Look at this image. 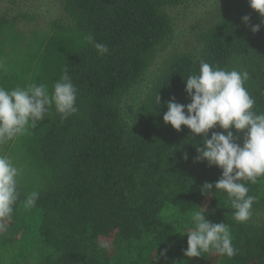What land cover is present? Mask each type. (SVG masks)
I'll return each mask as SVG.
<instances>
[{"label": "trees", "instance_id": "trees-1", "mask_svg": "<svg viewBox=\"0 0 264 264\" xmlns=\"http://www.w3.org/2000/svg\"><path fill=\"white\" fill-rule=\"evenodd\" d=\"M60 1L70 20L29 37L17 17L0 11V86L43 83L51 93L67 70L79 109L62 119L53 104L44 120L13 140L19 198L11 218H0L9 226V234L0 231V264H264V177L241 181L257 200L251 219L237 222L226 192L202 191L222 174L196 160L204 135L163 120L166 101L191 102L186 78L205 62L248 71L252 110L264 113V16L249 0H217L216 19L195 34L200 57L171 55L129 119L128 96L135 98L159 45L174 35L167 7L190 0ZM96 42L109 52L100 55ZM230 130L242 144L243 133ZM213 131L224 130L217 126L208 138ZM33 191L39 198L26 207ZM198 206L211 222L229 225L236 255L184 254ZM18 230L21 244L13 247L11 232Z\"/></svg>", "mask_w": 264, "mask_h": 264}, {"label": "clouds", "instance_id": "clouds-1", "mask_svg": "<svg viewBox=\"0 0 264 264\" xmlns=\"http://www.w3.org/2000/svg\"><path fill=\"white\" fill-rule=\"evenodd\" d=\"M249 4L264 16V0H249ZM242 19L247 22L250 17ZM259 27L253 26L252 31H258ZM94 47L100 55L109 52L107 44L96 42ZM248 79L246 70H226L201 63L199 74L186 78L185 91L191 102L181 104L173 97L166 101L168 110L163 115V120L177 131L184 125L192 133L204 135L203 146L197 148L196 160H206L209 166L222 169V174L215 184L206 181L202 191L209 193L215 187L216 191L226 192L235 210L233 218L239 223L251 219L253 204L257 200L248 194L249 188L241 181L254 184L259 177H264V113L257 114L252 110L255 100L245 87ZM77 92L67 70L54 83L51 93L43 83L12 90L0 86V144L24 135L29 127L35 128L37 122L45 119L53 104L62 119L77 113ZM156 99L160 103L159 96ZM217 126L224 131H213L208 138L209 130ZM232 128L243 133L242 144L237 143L239 137L230 130ZM20 174L21 169L8 155H0V218H11L19 198L17 177ZM38 198V192H31L24 201L25 206H35ZM206 210L198 206L191 212L194 227L186 232L188 239L184 254L199 257L214 250L220 255L233 257L238 250L234 247L229 225L211 222L205 216ZM3 229L4 225L0 223V230ZM100 246L106 248L108 244L102 242Z\"/></svg>", "mask_w": 264, "mask_h": 264}, {"label": "rangeland", "instance_id": "rangeland-1", "mask_svg": "<svg viewBox=\"0 0 264 264\" xmlns=\"http://www.w3.org/2000/svg\"><path fill=\"white\" fill-rule=\"evenodd\" d=\"M220 6L217 0H190L184 5L167 7V12L173 23L174 35L171 39L169 38L161 43L157 52L151 58L142 82L135 88L136 91H133V93L136 92L134 97L137 100L132 98L131 95L128 96L129 103L123 106L125 117L130 119L133 112L137 110V106L151 88L156 75L171 55L181 52H193L197 57H200L195 34L216 19ZM0 11H6L12 18H18L23 35L27 34L25 37L31 36L32 30L41 31L43 28L50 27V24L58 19H62V22L70 20L63 13L60 0H0ZM22 13H27L29 17L22 18L19 16ZM12 147L13 141L8 145L5 143L0 144V155H8L13 159L15 154ZM208 205L209 202L206 201L204 206L208 207ZM3 225L4 229L0 231L9 234L8 223L5 222ZM21 234V230L11 232L14 237H12L13 241L11 242L13 247H17L18 243L21 244V241H19Z\"/></svg>", "mask_w": 264, "mask_h": 264}]
</instances>
